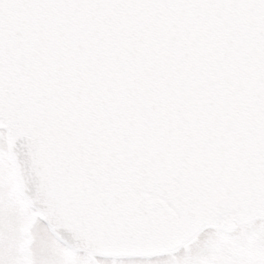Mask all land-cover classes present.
Instances as JSON below:
<instances>
[{
    "label": "water",
    "instance_id": "95a60500",
    "mask_svg": "<svg viewBox=\"0 0 264 264\" xmlns=\"http://www.w3.org/2000/svg\"><path fill=\"white\" fill-rule=\"evenodd\" d=\"M0 129L74 251L264 219V0H0Z\"/></svg>",
    "mask_w": 264,
    "mask_h": 264
},
{
    "label": "rangeland",
    "instance_id": "374dc122",
    "mask_svg": "<svg viewBox=\"0 0 264 264\" xmlns=\"http://www.w3.org/2000/svg\"><path fill=\"white\" fill-rule=\"evenodd\" d=\"M16 193L5 138L0 131V264H264V224L238 229L225 240L207 233L176 254L139 261H106L74 254L58 245ZM223 238V239H221Z\"/></svg>",
    "mask_w": 264,
    "mask_h": 264
}]
</instances>
